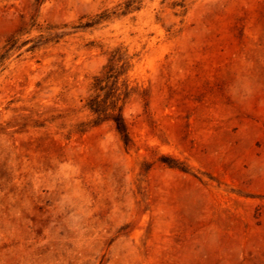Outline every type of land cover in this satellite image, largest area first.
I'll return each mask as SVG.
<instances>
[{
  "label": "rangeland",
  "instance_id": "obj_1",
  "mask_svg": "<svg viewBox=\"0 0 264 264\" xmlns=\"http://www.w3.org/2000/svg\"><path fill=\"white\" fill-rule=\"evenodd\" d=\"M0 264H264V0H0Z\"/></svg>",
  "mask_w": 264,
  "mask_h": 264
},
{
  "label": "trees",
  "instance_id": "obj_2",
  "mask_svg": "<svg viewBox=\"0 0 264 264\" xmlns=\"http://www.w3.org/2000/svg\"><path fill=\"white\" fill-rule=\"evenodd\" d=\"M98 84V83H97ZM91 111L95 112V113H99L101 110L97 107V106H90ZM102 112V111H101Z\"/></svg>",
  "mask_w": 264,
  "mask_h": 264
}]
</instances>
